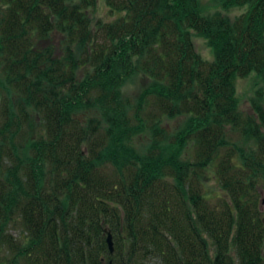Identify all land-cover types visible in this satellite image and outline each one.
I'll use <instances>...</instances> for the list:
<instances>
[{
  "label": "trees",
  "instance_id": "obj_1",
  "mask_svg": "<svg viewBox=\"0 0 264 264\" xmlns=\"http://www.w3.org/2000/svg\"><path fill=\"white\" fill-rule=\"evenodd\" d=\"M98 1L0 0L4 264H264V92L250 114L235 97L251 74L264 86V0H208L246 9L234 19L200 0H105L106 21ZM134 79L146 87L124 98Z\"/></svg>",
  "mask_w": 264,
  "mask_h": 264
},
{
  "label": "rangeland",
  "instance_id": "obj_2",
  "mask_svg": "<svg viewBox=\"0 0 264 264\" xmlns=\"http://www.w3.org/2000/svg\"><path fill=\"white\" fill-rule=\"evenodd\" d=\"M105 0H100L97 3L96 9L93 11V17L94 19H102V20H109L110 14L105 8L104 5ZM200 6H201V13L203 16H209L213 15L215 13H221L224 16H227L230 19H234L243 13L246 12L245 8H233L229 11L225 12L220 9V6L210 2L208 0H200ZM192 42L195 48L196 53L202 58V60L206 62H212L213 60V54L211 49L208 47L207 42L197 36L192 37ZM146 87V84L142 80L134 79L131 80L123 89V97L130 98V100H133L136 98L140 92ZM262 90L264 92V86L261 84V81L256 77L255 74H251L248 77L244 79H238L236 81V101L238 104V110L243 114H250L251 113V101L254 99L255 93ZM13 101V103H16L15 100L10 99ZM29 113L30 122L28 125V129L26 130V133H29L30 136H33V133H35L39 127L38 119L35 118L34 114L31 111H27ZM180 124V123H179ZM178 124V125H179ZM177 123L171 122V123H165V126L169 129H173ZM168 130V129H167ZM167 134H173V133H167ZM175 134V133H174ZM148 141V135L143 133L137 137H135L132 141L133 146L136 150L141 152L146 146ZM204 189L205 192L209 194L210 200H213L214 198L219 197L221 194L218 192L217 187L213 180L210 178L204 183ZM7 234L11 236L12 240L16 242H24V236L22 234V227L20 224L16 221L13 225H11L7 229ZM11 256L7 255L6 252H3L2 255H0V262L4 264L7 260H10ZM23 264V263H19Z\"/></svg>",
  "mask_w": 264,
  "mask_h": 264
},
{
  "label": "water",
  "instance_id": "obj_3",
  "mask_svg": "<svg viewBox=\"0 0 264 264\" xmlns=\"http://www.w3.org/2000/svg\"><path fill=\"white\" fill-rule=\"evenodd\" d=\"M104 233H105V235H106L105 242H106V245H107L108 251H109V253L112 255L113 252H114V249H113V242H112V236H111L110 232L105 231Z\"/></svg>",
  "mask_w": 264,
  "mask_h": 264
}]
</instances>
